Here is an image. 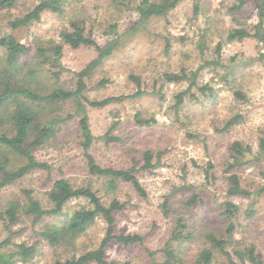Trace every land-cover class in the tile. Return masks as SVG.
Listing matches in <instances>:
<instances>
[{"label": "rangeland", "instance_id": "obj_1", "mask_svg": "<svg viewBox=\"0 0 264 264\" xmlns=\"http://www.w3.org/2000/svg\"><path fill=\"white\" fill-rule=\"evenodd\" d=\"M139 1L67 0L62 13L44 11L38 22L26 30H17L15 35L34 51L35 41L61 42V31L71 30V21H77L83 25L85 35L100 47L117 40L114 52L84 77L83 95L88 100L124 98L103 107L85 103L95 137L89 151L100 166L116 168L136 164L140 167L143 151H152L153 166L137 174L145 196L127 182H119L116 190L107 191L103 180L89 173L80 147L79 113L67 99L46 108L49 117L44 123L51 121L56 137L33 151L36 160L49 163L53 170L34 171L5 186L0 191L1 200L24 198L23 190H29L43 207H48L46 191L53 179L64 177L74 185H91L105 205L113 198L125 203V208L115 213L117 233H139L145 237L144 245L124 247L111 243L106 250L109 261L149 264L147 249L155 251L156 260H163L162 248L170 241L176 219L183 216L192 227L193 237L179 244L177 252L183 264H195L198 250L208 245L203 237L206 228L219 229L224 223L214 203L228 199L239 206L233 220L238 241L235 247L254 245L264 259V195L253 199L228 195L224 178L229 145L238 140L252 149L236 171L241 185L253 191L262 183V164L253 160L260 129L264 127L262 46L252 37L227 39L231 29L250 30L256 21L255 1L244 0L235 8L238 0H182L166 16L137 25L135 7ZM36 3L19 0L17 6L0 10V22L6 24ZM97 55L94 46L72 48L63 44L58 66L45 65L51 71L59 70V80L50 87L74 89L77 74ZM204 62L208 64L199 71L197 83L207 85V89L193 87L184 103L175 108V95L187 88L188 80L166 82L163 74L181 70L189 73ZM131 76L138 77L140 87ZM138 90L143 94L135 95ZM235 91L245 99L236 97ZM135 110L153 120L146 126L135 124ZM235 114H240L241 120L226 131L217 132ZM108 135L117 140L106 144ZM206 171L213 174V179H206ZM194 188L200 190L201 203L188 207L185 201ZM81 206H86L83 198L72 199L61 215H45L36 222L32 215H20L10 226L12 236L3 249H15L16 244L23 242L35 248L26 264H54L57 259L78 256L97 247L106 228L101 218H96L74 245L54 248L41 235L47 225L63 224ZM5 224L0 219V242L9 236ZM217 258L212 264H219L221 257Z\"/></svg>", "mask_w": 264, "mask_h": 264}, {"label": "trees", "instance_id": "obj_2", "mask_svg": "<svg viewBox=\"0 0 264 264\" xmlns=\"http://www.w3.org/2000/svg\"><path fill=\"white\" fill-rule=\"evenodd\" d=\"M37 3L26 13L14 17L2 24L0 22V191L5 186L12 184L34 171L50 172L52 166L44 161H38L33 151L45 146L56 137L55 127L51 121H44L49 117L48 109L52 105L70 99L76 106L79 113V137L82 157L86 161L89 173L103 180L102 184L107 191L118 188L119 182L129 183L140 195L145 192L138 180L137 174L141 170H149L152 166L153 153L144 150L142 153V164L140 167L132 165L128 168L102 167L92 153L89 151L94 143V136L91 132L88 116L85 111V103L92 107H103L114 101L121 100V97H106L101 100H88L83 92L86 88L84 77L91 74L93 69L104 59L110 56L116 49L118 42L115 39L108 41L102 47L98 46L89 36L84 33V27L77 21H71V30L61 31V42L35 41L34 51L17 38L15 32L19 29H28L32 24L40 20L42 12L62 13L67 0H36ZM182 0H141L136 5L138 13L137 25H143L150 18L164 17L174 9ZM256 9V21L251 25L250 30L246 28H234L228 32V40H241L245 37H252L262 46L260 58L264 59V0H254ZM19 0H0V10L11 9L17 6ZM244 0H238L235 8ZM63 44L72 48L81 45L94 46L98 51L96 58L91 60L78 74L74 89H63L58 86L50 87L51 83L56 84L59 80V70L51 71L45 68L49 63L58 66V59L62 54ZM218 52L219 49L217 48ZM208 62H204L194 71L189 73L166 72L163 79L166 82H180L188 80L186 89L175 95L174 107L178 108L184 103L185 96L193 87L201 91L207 89V85L199 86L197 76L199 71ZM49 75V76H48ZM50 78V79H47ZM131 78L140 87L138 77ZM46 80V82L44 81ZM144 91L138 90L135 95H141ZM238 98L245 99L244 95L234 92ZM191 96H194L192 93ZM85 101V102H84ZM123 101V100H122ZM133 121L139 126L149 125L153 119L142 116L141 111L135 110L132 115ZM240 114L228 118L217 132H224L235 123L241 120ZM105 143L116 141L113 135H108ZM257 152L253 160L262 164L261 185L255 190H248L241 185L240 177L236 173L237 168L244 165L246 154H252L249 145L234 140L228 148L229 161L224 170V178L227 181L226 193L228 195L248 196L252 199L255 196L264 195V127L260 129L257 141ZM160 154V153H158ZM157 154V156H159ZM59 168V167H58ZM213 174L206 171V179H213ZM200 190L194 188L192 195L185 201V205L193 207L201 203ZM24 198L14 196L7 198L4 202L0 196V219L6 224L9 236L5 241L0 242V264H26L35 248L22 243L15 245V249H3L9 244L13 225L24 214L32 215V221L36 222L45 215H61L65 205L72 199L83 198L86 206H81L72 211L63 224L47 225L41 232L44 240L52 247L74 245L76 239L96 218H101L105 224V235L97 247L84 251L78 256L71 255L64 259L55 260L54 264H116L115 261L107 259L106 250L109 245L116 242L124 247L144 245L145 237L139 233H117L115 231V213L125 208V203L113 198L105 205L91 185H74L67 178L58 177L52 180L50 188L46 191L49 202L48 207H43L41 202L30 194L29 190H23ZM217 215L224 221L219 229L206 228L203 237L207 242L206 247L198 250L195 264H212L221 259L219 264H264L262 255L254 245L235 247L238 242L235 238L236 224L234 218L239 212V206L231 200L224 199L214 203ZM249 210H252L250 208ZM192 227L186 222L183 216H179L174 224L170 241H167L162 248L163 260L155 259V251L147 249L149 264H183L182 258L178 256L177 246L189 242L193 237ZM21 231H16L18 234ZM15 234V232L13 233ZM172 242L174 244H172ZM236 257L239 261L234 259ZM120 264H131L130 261H123Z\"/></svg>", "mask_w": 264, "mask_h": 264}]
</instances>
